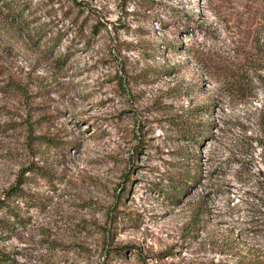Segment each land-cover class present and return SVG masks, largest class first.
<instances>
[{
  "label": "rangeland",
  "instance_id": "1",
  "mask_svg": "<svg viewBox=\"0 0 264 264\" xmlns=\"http://www.w3.org/2000/svg\"><path fill=\"white\" fill-rule=\"evenodd\" d=\"M25 1L0 2V264H264V0Z\"/></svg>",
  "mask_w": 264,
  "mask_h": 264
},
{
  "label": "trees",
  "instance_id": "2",
  "mask_svg": "<svg viewBox=\"0 0 264 264\" xmlns=\"http://www.w3.org/2000/svg\"><path fill=\"white\" fill-rule=\"evenodd\" d=\"M7 0H0V2H5ZM5 6L6 5H9V9H10V12H12L13 14V17L14 18H20L21 20H24L23 19V12L26 10L27 8V5H26V1L25 0H20L18 2V4L16 6L15 3L12 4L13 6H11V3L10 2H5L3 3ZM181 133L184 134L185 138H187L188 140H196V137H198V135H195L192 128L191 127H187V126H183L181 129H180ZM186 185L187 183L184 182L182 179H180L178 181V184L173 188L174 189V192L176 194H179L181 192H184V190L186 189Z\"/></svg>",
  "mask_w": 264,
  "mask_h": 264
}]
</instances>
